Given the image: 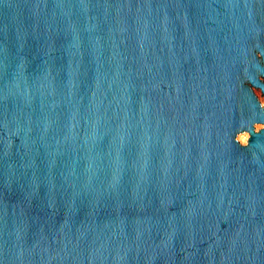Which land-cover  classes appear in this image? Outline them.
Wrapping results in <instances>:
<instances>
[{
  "label": "water",
  "instance_id": "obj_1",
  "mask_svg": "<svg viewBox=\"0 0 264 264\" xmlns=\"http://www.w3.org/2000/svg\"><path fill=\"white\" fill-rule=\"evenodd\" d=\"M252 87L264 0H0V264H264Z\"/></svg>",
  "mask_w": 264,
  "mask_h": 264
},
{
  "label": "rangeland",
  "instance_id": "obj_2",
  "mask_svg": "<svg viewBox=\"0 0 264 264\" xmlns=\"http://www.w3.org/2000/svg\"><path fill=\"white\" fill-rule=\"evenodd\" d=\"M252 89L254 90V92L256 93L261 105L264 107V95L261 93L260 89L252 87ZM262 95V96H261ZM264 127V124H255L254 125V129L255 131H259L261 128ZM250 134L247 131L244 132H239L236 135V139L237 141H239V143L246 145L248 142V138H249Z\"/></svg>",
  "mask_w": 264,
  "mask_h": 264
},
{
  "label": "flooded vegetation",
  "instance_id": "obj_3",
  "mask_svg": "<svg viewBox=\"0 0 264 264\" xmlns=\"http://www.w3.org/2000/svg\"><path fill=\"white\" fill-rule=\"evenodd\" d=\"M262 106V105H261Z\"/></svg>",
  "mask_w": 264,
  "mask_h": 264
}]
</instances>
